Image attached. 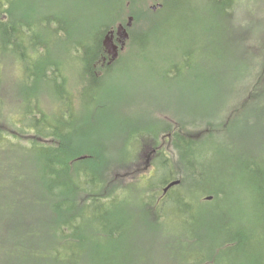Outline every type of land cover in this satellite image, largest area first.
<instances>
[{"label": "rangeland", "instance_id": "1", "mask_svg": "<svg viewBox=\"0 0 264 264\" xmlns=\"http://www.w3.org/2000/svg\"><path fill=\"white\" fill-rule=\"evenodd\" d=\"M37 1V9H43L44 5L48 7L43 9L44 14L59 12L64 20L67 18L76 22L77 29L72 30L73 26L64 22L68 35L57 36L49 28H44H56V25L53 22L49 25L40 17L36 30L42 26V34H46L45 30L49 31L41 39L55 44V54L51 51L39 54L36 58L40 63L32 70L24 68L10 54L5 55L3 62L0 61V128L7 130L11 124H18L37 103H41V109L47 114L46 122L54 125L55 109L56 113L64 112L55 105L59 95L70 87H79L80 92L83 87L85 96L81 95L75 100V114L68 130L71 137L77 139L83 149L97 145L95 148L103 151L109 159L104 170L109 172L110 177L120 171H128L131 175L130 180L123 179L119 183L124 185L119 203H116V199L108 200L107 212L103 215L88 210L89 230L111 223V228L116 231V208L118 212L123 209L121 215H133L132 205L139 201L134 190H140L149 178L161 181L169 175V170L162 171L158 176L154 174L157 154L151 151H146L138 160L131 159L138 148L135 138L142 136L147 144L161 142L162 134L173 127L169 118L179 129L188 131V128L202 133L203 137L193 147L183 146L186 135L180 133L176 137L180 143L176 154L179 156L182 153L186 157L184 161L187 159L193 163L191 166L196 168L199 175L213 176L220 170L231 180L236 178L246 184L250 176L262 172L264 0H242L243 6L237 10L235 19H232L228 7L218 6L215 0H190V4L168 11L156 27L148 22L153 21L155 13L159 11H153L152 7L161 2L138 0L136 12L141 16L140 22L134 21L131 31L137 32L140 43L123 53L120 65L105 76L101 72L100 79L96 76L97 80L93 82L82 81L81 65L70 56L68 49L78 40L88 41V44L94 41L89 34L90 23L97 21L101 26L113 22L116 16L110 13L119 11L123 3L127 6L124 7L125 12L120 10V15L128 23L131 16L128 0H52L50 8L45 0ZM218 9L221 10L220 14L217 13ZM226 10L228 13H223ZM142 15L149 21H143ZM76 31L83 32L82 38L78 39ZM63 42L64 45L57 52L56 48ZM55 61L64 63V78H56V74L50 70V64ZM254 89L257 100L231 117L234 108H237L235 106L245 104L242 100L250 99ZM72 90L79 95L78 90ZM7 140L10 141V137L5 138L4 146H0L1 160L6 162V165H0V170L35 173L36 168L30 158L39 154L43 147L24 140L7 145ZM49 146L54 149L55 144ZM163 148L162 152L170 154L169 143L165 142ZM238 155H244L252 167L241 171L233 163L222 165L223 159ZM183 165L184 162L179 161L176 168L182 169ZM131 180H135L134 185H129ZM226 182L230 183V179ZM115 191L116 183L110 193ZM237 196L249 202L252 199L248 192ZM208 197L205 195L204 203L208 202ZM36 203V200L24 197L0 198V264H22L19 259L24 252L19 247L21 242L33 243L35 253L38 244L44 241L41 236L47 237L49 234V225H42L46 217L38 214ZM172 206L162 207L160 212H172ZM189 210L183 214L176 208L173 215L164 220V225L184 233L191 225L187 222L189 216L199 211L198 204L192 201ZM149 213L156 215L152 210ZM126 223L129 227L133 221L128 218ZM14 246L16 256L9 252ZM197 250L204 255L196 246L191 251L198 254ZM154 251L157 254V250Z\"/></svg>", "mask_w": 264, "mask_h": 264}, {"label": "trees", "instance_id": "2", "mask_svg": "<svg viewBox=\"0 0 264 264\" xmlns=\"http://www.w3.org/2000/svg\"><path fill=\"white\" fill-rule=\"evenodd\" d=\"M45 1L50 8L52 0ZM157 1L161 2L162 7L155 13L156 18L153 21L142 15L143 21L148 20V24L155 27L161 23L160 18L168 11L190 4V0ZM215 1L218 6L228 7L232 19L237 17V10L243 6L242 0ZM128 3L131 7L129 14L134 17L135 22H140L141 16L136 12L138 0H128ZM37 6V0H0V61L3 62L5 55L10 54L24 68L32 70L40 63L36 58L39 54L44 55L50 51L54 53L55 44L41 39L47 35L48 30L60 36L66 33L64 22L72 25V30L77 29L76 22L67 18L64 20L59 12L44 14L43 9L48 7L44 5V8L39 10ZM126 6L123 3L120 10L125 12ZM120 10L110 13L116 17L109 24L99 26L97 21L90 23L89 34L94 39L89 42L91 45L88 41L78 40L68 49L70 56L81 65L83 82L88 80L87 77H90V82L97 80L93 66L104 52L102 42L105 35L118 22L125 23ZM228 10L223 13L227 14ZM217 13L220 14L221 10L218 9ZM40 17L49 25L53 22L56 28L44 27L49 28L45 30L46 34H42V26L36 30ZM136 33L131 31L134 37L133 46L139 42ZM75 35L80 39L83 32L76 31ZM67 39L70 42L69 36ZM58 45L59 42L56 43V46ZM63 45L64 42L56 48L57 52ZM50 70L56 74V78H64V63L61 61L52 62ZM73 88L75 92L79 89L70 87L56 99L57 109L61 107L64 112L56 113L55 109L54 125L46 122L47 114L41 109V103H37L18 124H11L7 130L0 128V146H4L5 138L10 137V141H13L7 140V145L24 140L43 147L39 154L30 158L35 165V173H16V169L5 172L0 170V198L24 197L36 200L38 214L46 217L42 225L50 227L47 237L41 236L44 241L38 244L35 253L32 250V247H36L33 243L29 245L28 242H21L19 247L24 252L20 254L19 259L22 264H264V157L260 163L262 172L252 174L246 184L236 178L231 180L229 175L221 173L220 170L213 176L203 177L191 166L193 163L187 159L183 160L186 157H183L182 153L179 156L176 154L180 145L176 137L180 133L187 136L184 147L196 145L203 137L202 133L187 127L188 131L181 127L179 129L170 118L169 122L173 127L162 134L161 142L147 144L142 136H138L134 140L138 148L131 156L132 160H138L146 151L161 150L160 148L163 151L164 143L167 142L171 146L170 154L167 151L156 153L154 174L158 176L162 171L169 170V175L161 181L149 178L140 190H134L139 201L132 205L133 215H121L123 209L118 212L116 208V231L111 228V223L89 230L88 210L92 209L98 215H103L107 212L108 200L116 199V203H119L120 193L124 188V185L119 183L123 179H129L131 175L128 171H120L110 177L109 172L104 170L109 159L103 151L96 149L97 145L83 149L77 139L71 137L68 130L71 129V118L75 114V100L81 95L85 96L83 87L82 93L78 90L79 95H75ZM255 90L252 91L250 99L242 100L245 104L233 107L235 112L231 117H235L240 110L257 100ZM52 143L55 144L54 149L49 146ZM179 161L184 162L182 169L176 168ZM225 163H233V166L241 171L252 167L244 155L225 158L222 165ZM1 164L6 165V162H3L0 156ZM227 179H230V183L226 182ZM174 181H179L180 184L164 193V189ZM115 183L116 191L110 193ZM134 183L135 180H131L129 185ZM245 192L252 198L250 202L237 196ZM205 195L211 198L206 203L203 202ZM192 201L198 204L199 211L189 216L187 222L191 225H188L184 233L164 225V220L173 215L176 208L183 214L188 213ZM168 205H173L172 212H160L162 207ZM149 209L156 215L151 216ZM128 218L133 221L129 227L126 223ZM193 246L201 249L204 255L199 254L198 250V254L191 251ZM15 250L16 246L9 251L12 256H16Z\"/></svg>", "mask_w": 264, "mask_h": 264}, {"label": "flooded vegetation", "instance_id": "3", "mask_svg": "<svg viewBox=\"0 0 264 264\" xmlns=\"http://www.w3.org/2000/svg\"><path fill=\"white\" fill-rule=\"evenodd\" d=\"M158 5H160V4H158ZM121 24L126 26V23H119L117 25V27ZM128 31L130 33V37L125 41L123 40V38L121 36H119L117 34L116 27L111 28L107 31L106 35H108L110 32H114V35H112V40H113L114 44L118 47V57L115 60L112 58V56L106 50V48L103 44V42H104V40H103L102 47H103L104 52L102 53V56L97 61V63L94 64V66H93L94 67L93 70H94L95 74L97 75V77L101 76V72H100L101 69L104 70L102 72V75H104L105 73L110 72L115 66L117 67L118 65H120V63L123 60V55H124L123 53L128 52L129 50L132 49V47H133L132 40H134L133 39L134 37L131 35V31L130 30H128ZM126 50H128V51H126ZM87 79L89 80L90 77H87ZM164 137H166V136H164ZM160 149L161 150L154 149L151 152L156 154L158 151H162V148H160ZM143 154H145V153H143Z\"/></svg>", "mask_w": 264, "mask_h": 264}, {"label": "water", "instance_id": "4", "mask_svg": "<svg viewBox=\"0 0 264 264\" xmlns=\"http://www.w3.org/2000/svg\"><path fill=\"white\" fill-rule=\"evenodd\" d=\"M161 7H162V5H156V6L152 7V10L157 11L158 8H161ZM133 23H134V18L130 17L126 26H124L122 24L118 26L116 32L119 36H121L123 38L124 41L130 37V33H129L128 29L133 27ZM112 35H114V32H110L108 35H106L104 38L103 44H104L106 50L108 51V53L115 60L118 57V47L114 44V42L112 40ZM179 184H180L179 181H174V182L170 183L164 189V193H167L171 188H173ZM210 199L211 198L209 197L208 200H210Z\"/></svg>", "mask_w": 264, "mask_h": 264}]
</instances>
